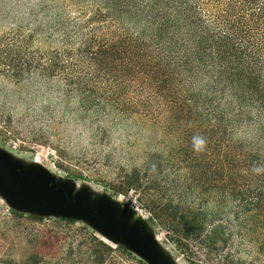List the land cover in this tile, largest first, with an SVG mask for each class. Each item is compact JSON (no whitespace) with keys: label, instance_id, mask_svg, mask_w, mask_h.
<instances>
[{"label":"trees","instance_id":"16d2710c","mask_svg":"<svg viewBox=\"0 0 264 264\" xmlns=\"http://www.w3.org/2000/svg\"><path fill=\"white\" fill-rule=\"evenodd\" d=\"M70 6L80 18L63 20L53 40H38L53 47L34 46L35 31L0 37V83L54 79L85 114L111 126L163 128L173 144L150 148L141 164L123 169L114 195L138 192L156 217V201L177 197L200 210L219 197L223 216L197 244L217 264H255L264 256V0ZM194 137L205 141L202 150ZM158 219L176 247L190 251L180 226Z\"/></svg>","mask_w":264,"mask_h":264},{"label":"rangeland","instance_id":"374dc122","mask_svg":"<svg viewBox=\"0 0 264 264\" xmlns=\"http://www.w3.org/2000/svg\"><path fill=\"white\" fill-rule=\"evenodd\" d=\"M71 2L0 0V37L35 31L34 46L53 47V41L38 40H53L63 20L69 23L79 17ZM56 5L58 11L53 10ZM0 90L7 92L4 97L0 94V158L25 171L43 172L54 187L64 188L71 198L92 208H109L133 221L136 231L155 240L170 264H217L215 256L199 247L197 236L223 216L219 197L200 210L177 197L156 201L152 205L156 217L140 206L138 192L114 195L123 169L133 162L141 164L148 149L173 144L175 138L163 128L139 121L111 126L103 117L85 114L76 98L64 94L54 79H24L16 86L0 83ZM79 174L81 179L75 177ZM159 217L180 226L182 235L191 239L190 251L176 247ZM0 264L152 263L103 235L85 218L16 209L0 193ZM255 264H264V256Z\"/></svg>","mask_w":264,"mask_h":264},{"label":"water","instance_id":"95a60500","mask_svg":"<svg viewBox=\"0 0 264 264\" xmlns=\"http://www.w3.org/2000/svg\"><path fill=\"white\" fill-rule=\"evenodd\" d=\"M0 193L16 209H28L39 215L85 218L103 235L122 242L150 263L170 264L160 254L155 240L136 231L128 220L112 209L92 208L80 199L71 198L64 188L54 187L41 171H25L0 158Z\"/></svg>","mask_w":264,"mask_h":264},{"label":"clouds","instance_id":"9594fccd","mask_svg":"<svg viewBox=\"0 0 264 264\" xmlns=\"http://www.w3.org/2000/svg\"><path fill=\"white\" fill-rule=\"evenodd\" d=\"M204 145H205V141L203 140V138L200 137L193 138V146L197 151L202 150Z\"/></svg>","mask_w":264,"mask_h":264},{"label":"bare ground","instance_id":"6f19581e","mask_svg":"<svg viewBox=\"0 0 264 264\" xmlns=\"http://www.w3.org/2000/svg\"><path fill=\"white\" fill-rule=\"evenodd\" d=\"M131 226L133 225V221H130V223H129Z\"/></svg>","mask_w":264,"mask_h":264}]
</instances>
